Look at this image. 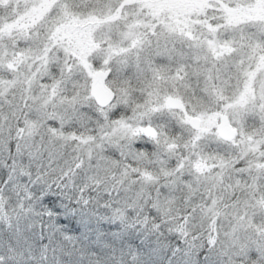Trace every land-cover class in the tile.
<instances>
[{"label":"snow or ice","instance_id":"1","mask_svg":"<svg viewBox=\"0 0 264 264\" xmlns=\"http://www.w3.org/2000/svg\"><path fill=\"white\" fill-rule=\"evenodd\" d=\"M0 264H264V0H0Z\"/></svg>","mask_w":264,"mask_h":264}]
</instances>
